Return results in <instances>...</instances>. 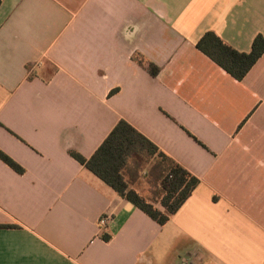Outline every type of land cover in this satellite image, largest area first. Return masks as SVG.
<instances>
[{"label": "crops", "instance_id": "obj_1", "mask_svg": "<svg viewBox=\"0 0 264 264\" xmlns=\"http://www.w3.org/2000/svg\"><path fill=\"white\" fill-rule=\"evenodd\" d=\"M206 31L248 52L264 0H0V264H264V52ZM119 120L199 180L164 225L70 155Z\"/></svg>", "mask_w": 264, "mask_h": 264}, {"label": "trees", "instance_id": "obj_2", "mask_svg": "<svg viewBox=\"0 0 264 264\" xmlns=\"http://www.w3.org/2000/svg\"><path fill=\"white\" fill-rule=\"evenodd\" d=\"M195 47L233 78L241 80L264 52V37L257 34L250 50L243 52L225 43L213 31H206ZM148 70L155 74L157 68L149 64ZM70 155L159 225L170 219L199 183L196 176L159 151L125 120L114 125L90 157L76 152ZM0 159L15 170H21L1 151ZM143 170L144 179L153 186L147 196L133 186L141 179Z\"/></svg>", "mask_w": 264, "mask_h": 264}, {"label": "rangeland", "instance_id": "obj_3", "mask_svg": "<svg viewBox=\"0 0 264 264\" xmlns=\"http://www.w3.org/2000/svg\"><path fill=\"white\" fill-rule=\"evenodd\" d=\"M148 166V165H147ZM144 167V166H143ZM145 170L141 172V179L137 180L138 182H135L133 186L139 190L143 195L147 196L149 194L148 190L153 189V186L146 181L145 178Z\"/></svg>", "mask_w": 264, "mask_h": 264}, {"label": "built area", "instance_id": "obj_4", "mask_svg": "<svg viewBox=\"0 0 264 264\" xmlns=\"http://www.w3.org/2000/svg\"><path fill=\"white\" fill-rule=\"evenodd\" d=\"M108 217L107 216H102L99 220V223L101 225H105L106 221H107Z\"/></svg>", "mask_w": 264, "mask_h": 264}]
</instances>
